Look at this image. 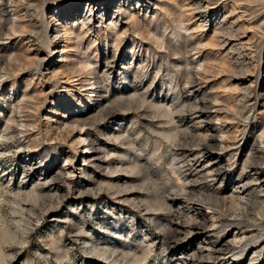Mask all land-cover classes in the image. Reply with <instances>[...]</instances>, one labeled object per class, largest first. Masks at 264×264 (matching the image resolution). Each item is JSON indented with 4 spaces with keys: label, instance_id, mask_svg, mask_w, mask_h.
Returning a JSON list of instances; mask_svg holds the SVG:
<instances>
[{
    "label": "rangeland",
    "instance_id": "rangeland-1",
    "mask_svg": "<svg viewBox=\"0 0 264 264\" xmlns=\"http://www.w3.org/2000/svg\"><path fill=\"white\" fill-rule=\"evenodd\" d=\"M255 170L264 0H0V264H264Z\"/></svg>",
    "mask_w": 264,
    "mask_h": 264
},
{
    "label": "bare ground",
    "instance_id": "bare-ground-1",
    "mask_svg": "<svg viewBox=\"0 0 264 264\" xmlns=\"http://www.w3.org/2000/svg\"><path fill=\"white\" fill-rule=\"evenodd\" d=\"M189 62H190V61H189ZM187 64H188V63H187ZM189 64H190V63H189ZM188 66H189V65H188ZM86 72H87V71H86ZM83 73H84V72H83ZM88 73H89V72H88ZM88 73H87V74H88ZM81 75H83V74H81ZM85 75H86V74H85ZM89 75H92V74H89ZM190 75H191V74H190ZM190 75H189V76H190ZM83 77H84V75L82 76V78H83ZM85 77H86V76H85ZM85 77H84V78H85ZM190 78H191V77H189V79H190ZM81 81H82V80H81ZM190 81H191V80H190ZM89 82H90V81H89ZM187 82H188V81H187ZM193 82H194V81H193ZM193 82H191V83H193ZM186 85H189L188 87H189L190 92L193 93V92H195V91H198L197 89H195V88H196V87L194 86L195 84L193 85V84H189V83L187 84V83H186ZM198 88H199V87H198ZM199 92H200V91H199ZM188 93H189V92H188ZM134 96H135V95H134ZM142 96H143V95H142ZM144 97H145V96H144ZM144 101H145V100H144ZM198 104H199V103H198ZM195 105H196V104H195ZM195 119H196V118H195ZM182 157H183V156H182ZM260 174H261L260 172H257V170H255V171H254V176H255V178H254L253 180H259V181H260V180H264V177H260ZM216 175H217V174H216ZM211 181H212V180H211ZM213 181H214V180H213ZM239 181H240V180H239ZM247 181H248V180H247ZM255 183H256V182H255ZM245 185H246V184H245ZM257 185H258V184H257ZM243 186H244V184H243ZM243 186H242V187H243ZM246 186H247V185H246ZM258 186H259V185H258ZM243 188H244V187H243ZM243 188H242V189H243ZM215 189H217V188H215ZM260 189H261V188H260ZM237 190H238V188H237ZM215 191H216V190H215ZM261 191H262V190H261ZM234 192H236V191H234ZM262 192H263V191H262ZM213 193H214V192H213ZM244 193H245V192H244ZM238 197H239V196H238ZM233 200H234V199H233ZM235 200H236V199H235ZM243 200H244V198H243ZM195 202H197V200H196ZM237 202H238V201H237ZM240 202H241V201H240ZM199 203H200V202H199ZM199 203H198V204H199ZM201 203H202V202H201ZM201 203H200V204H201ZM194 204H195V203H194ZM201 206H202V205H201ZM217 215H218V213H217ZM219 216H220V215H219ZM232 216H233V215H232ZM223 217H224V215H223ZM226 217H227V216H226ZM229 217H230V216H229ZM227 218H228V217H227ZM236 218H237V217H236ZM231 219H232V218H231ZM231 219H230V220H229V219L226 220L225 223H227V225H231V226L234 225L235 222H234L233 220H231ZM235 220H236V219H235ZM237 221H238V220H237ZM239 222H240V221H239ZM222 223H223V222H222ZM237 224H238V222H237ZM197 225H198V224H197ZM222 225H224V224H222ZM227 225H226V226H227ZM239 225H240V224H239ZM224 226H225V225H224ZM226 226H225V227H226ZM236 226H237V225H236ZM242 226H243V225H242ZM225 227H224V228H225ZM233 227H234V226H233ZM240 227H241V226H240ZM197 228H198V227H197ZM200 228H201V227H200ZM222 228H223V227H222ZM241 228H242V227H241ZM189 233H190V232H189ZM183 234H184V233H183ZM185 237H186V236H185ZM240 240H241V239H240ZM240 240H239V241H240ZM258 241H259V240H258ZM242 244H243V243H242ZM258 244H259V243H258ZM246 245H247V244H246ZM261 245L263 246L262 248H264V237H263L262 242H261L258 246H261ZM242 246H243V245H242ZM255 246H256V245H255ZM246 247H248V245H247ZM234 249H235V248H234ZM234 249L231 250V252H234ZM241 249H242V248H241ZM228 250H229V249H228ZM235 250H236V252H237V251H239L240 249H239V250L235 249ZM242 250H243V249H242ZM244 250H245V249H244ZM259 251H261V250H259ZM259 251H258V252H259ZM240 252H241V251H240ZM242 252H243V251H242ZM256 252H257V251H256ZM256 252H255V253H256ZM258 252H257V253H258ZM262 252H263V251H262ZM238 253H239V252H238ZM257 253H256V254H257ZM259 253H260V252H259ZM230 254H232V253H230ZM260 254H261V253H260ZM234 257H236V256L234 255Z\"/></svg>",
    "mask_w": 264,
    "mask_h": 264
}]
</instances>
